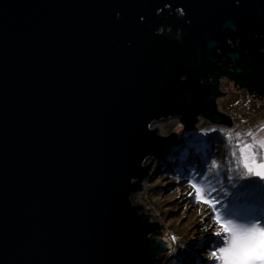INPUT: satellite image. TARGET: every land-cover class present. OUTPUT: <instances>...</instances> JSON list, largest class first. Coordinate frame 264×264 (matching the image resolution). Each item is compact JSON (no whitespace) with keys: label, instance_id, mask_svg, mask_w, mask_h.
Returning <instances> with one entry per match:
<instances>
[{"label":"water","instance_id":"95a60500","mask_svg":"<svg viewBox=\"0 0 264 264\" xmlns=\"http://www.w3.org/2000/svg\"><path fill=\"white\" fill-rule=\"evenodd\" d=\"M220 77L264 83V0H0V264H160L150 126H232Z\"/></svg>","mask_w":264,"mask_h":264},{"label":"rangeland","instance_id":"374dc122","mask_svg":"<svg viewBox=\"0 0 264 264\" xmlns=\"http://www.w3.org/2000/svg\"><path fill=\"white\" fill-rule=\"evenodd\" d=\"M221 86V91H225L226 96L217 100V107L232 118V126L211 125L206 120L200 119L189 131L183 125H178L177 119L159 122L163 123V127L162 132H157L164 136L173 132L175 143L172 144L173 147L169 146L170 150H165L159 158L152 161L149 177L144 181L141 195L131 200L132 204H137L139 200L138 204L144 207L142 213L148 214L150 222H158L157 232L161 233L151 237L152 239L164 238L171 248L172 245H183L184 248L191 244L200 247L198 252L191 253L192 260H188L186 264H208L213 260L216 264H223L222 260L212 256L211 249L222 246V237H216L214 233L224 234V229L220 227L224 221L244 225L260 222V217L257 215L251 222L247 221L248 218L236 219L229 216L220 218L218 208L214 207L212 202L213 198L206 194V187L199 186L196 179L189 176L192 168L199 171L205 166L192 146L191 138L195 134L196 137L198 135L200 137L217 129L228 136L239 137L240 141H244V144H239L238 149L243 166L253 155L264 157V99L252 100L245 91L236 89L232 84L227 85L226 82H221ZM193 132L195 134H192ZM237 133L240 135L238 136ZM188 135L193 136L188 137ZM183 148L191 151L189 153L192 158L189 162L181 163L178 159ZM169 153L176 156L168 157ZM147 160L148 163L151 161V159ZM208 216L212 217L211 221H207ZM145 217L147 218V215ZM170 250L164 252L165 256L160 264H166Z\"/></svg>","mask_w":264,"mask_h":264},{"label":"trees","instance_id":"16d2710c","mask_svg":"<svg viewBox=\"0 0 264 264\" xmlns=\"http://www.w3.org/2000/svg\"><path fill=\"white\" fill-rule=\"evenodd\" d=\"M247 140L248 135H247ZM248 142V141H247ZM194 152L204 162V167L197 171L192 168L190 177L196 179L198 185L205 186L207 195L212 197L214 207L220 218L235 217L236 219L248 218V222L260 217L264 224V181L253 177H241L239 174H248L249 162L242 165L239 159V144H244L237 136H228L222 130H212L209 134L199 135L193 139ZM191 151L183 150L179 156L180 162L185 161L191 155ZM203 155V156H202ZM253 155L250 159H257ZM215 160L212 165L211 160ZM245 163V162H243ZM172 246L166 260V264H186L192 260L193 252H198L199 246L195 244L182 247Z\"/></svg>","mask_w":264,"mask_h":264},{"label":"snow or ice","instance_id":"6c2138e0","mask_svg":"<svg viewBox=\"0 0 264 264\" xmlns=\"http://www.w3.org/2000/svg\"><path fill=\"white\" fill-rule=\"evenodd\" d=\"M251 133H249L250 135ZM239 136L240 134L237 133ZM212 165H215L216 161L213 159L211 160ZM248 167V174H239L241 177H257L261 180H264V172L256 171L253 172V169L249 166ZM264 168V165H261ZM207 203V201H205ZM212 217L208 216L207 221H211ZM230 225L236 226L239 231H242L240 225L231 222V221H224L220 224V227L224 229V234L222 235L220 232H215L214 236L222 237L223 243L220 247H215L211 249V254L217 259L223 261V264H245V243L240 235H233V228ZM251 225H258L260 228L264 229V224L260 222H255ZM175 240V238H173ZM219 253V256L217 254ZM208 264H216V261H209Z\"/></svg>","mask_w":264,"mask_h":264},{"label":"clouds","instance_id":"9594fccd","mask_svg":"<svg viewBox=\"0 0 264 264\" xmlns=\"http://www.w3.org/2000/svg\"><path fill=\"white\" fill-rule=\"evenodd\" d=\"M238 225L241 226L242 231L236 226L230 225V227L233 228L234 236L240 235L244 240L245 264H264V229L258 225Z\"/></svg>","mask_w":264,"mask_h":264},{"label":"bare ground","instance_id":"6f19581e","mask_svg":"<svg viewBox=\"0 0 264 264\" xmlns=\"http://www.w3.org/2000/svg\"><path fill=\"white\" fill-rule=\"evenodd\" d=\"M223 78H225V77H220L219 78V80H218V86H219V90L221 91V88H222V86H221V83H220V80H224ZM221 92H223V91H221ZM219 99V98H218ZM218 99H216V101L218 100ZM216 106H217V103H216ZM225 113V112H224ZM151 128H156L157 129V131H159V132H162V127H163V123H159V122H156V123H152V125L150 126ZM192 134H195L194 132L192 133ZM160 135H162V134H160ZM196 138V134L191 138V139H195ZM173 153H171L170 155H172ZM203 156V155H202ZM173 157V156H172ZM192 157L190 156L189 158H187L185 161H183V162H181V163H184V162H189L190 161V159H191ZM202 159H204V158H202ZM172 161V160H171ZM146 164H148V160H146L145 162H144V165H146ZM149 173H150V171H149ZM149 173H148V176L145 178V180H143V182H141L140 183V185H144V181H146V179L149 177ZM142 189H143V187H142ZM142 189H140V190H138L137 192H135L134 194H132L131 195V200H132V198H133V195H135V194H137L136 195V198H138L140 195H141V193H142ZM133 203V202H132ZM149 220V219H148ZM149 222H150V220H149ZM154 236H156V234H154V235H152L151 237H154ZM155 240V239H154ZM158 240V239H157ZM160 240V239H159ZM164 244H169L167 241H164L163 242ZM173 246V245H172ZM170 249H171V247H170ZM170 249H168L167 248V250H170ZM166 250V251H167ZM164 253H162V254H160V256H162Z\"/></svg>","mask_w":264,"mask_h":264},{"label":"flooded vegetation","instance_id":"af4514ba","mask_svg":"<svg viewBox=\"0 0 264 264\" xmlns=\"http://www.w3.org/2000/svg\"><path fill=\"white\" fill-rule=\"evenodd\" d=\"M223 79H227V78H223ZM221 82H226L227 85H228V83L232 84L236 89L245 91L249 95L250 99H252V100H257V99L263 100L264 99V83L260 84L259 88L254 89L253 91H250L249 88L240 87L239 85L235 84L233 81H230L229 79L223 80V81L220 80V83ZM219 92H220V96L217 98L220 99L221 97L226 96V95H224V94H226L225 91H223V92L219 91Z\"/></svg>","mask_w":264,"mask_h":264}]
</instances>
